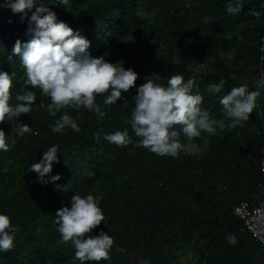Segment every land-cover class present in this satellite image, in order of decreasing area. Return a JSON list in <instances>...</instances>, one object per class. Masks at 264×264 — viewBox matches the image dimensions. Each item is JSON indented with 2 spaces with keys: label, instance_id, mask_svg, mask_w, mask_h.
<instances>
[{
  "label": "trees",
  "instance_id": "trees-1",
  "mask_svg": "<svg viewBox=\"0 0 264 264\" xmlns=\"http://www.w3.org/2000/svg\"><path fill=\"white\" fill-rule=\"evenodd\" d=\"M235 2L69 0L65 6L43 0L58 22L90 42L87 51L93 58L123 61L126 70L138 73L136 88L154 73L165 86L173 74L185 82L194 79L193 93L203 96L202 107L216 119H224L223 95L242 84L255 91V81L264 76V0H242V10L229 14L227 5ZM4 4L0 0V71L15 73L14 106L26 76L13 48L17 40L23 44L32 38V12L22 19V13ZM221 80L222 91L210 92L209 86ZM136 88L111 106L97 96L107 113L102 120L85 108L62 110L81 129L66 128L62 134L51 130L61 113L49 116L50 99L38 88L25 89L37 99L33 111L17 123L33 132L21 137L13 124H0L10 145L9 151H0V214L8 215L16 229L14 248L0 252V264H79L55 223L57 210L70 208L74 194H92L106 217L91 233L103 231L114 239L110 260L100 264H264V248L232 210L241 201L264 199V89L259 108L242 127L218 130L215 136L202 133L192 141L203 149L202 156L181 153L176 159L134 146L129 120ZM125 128L133 145L116 147L104 140L105 134ZM179 139L188 143L182 134ZM53 145L59 163L53 162L42 183L29 169ZM55 175L61 178L52 182ZM229 234L236 236V245L228 243Z\"/></svg>",
  "mask_w": 264,
  "mask_h": 264
},
{
  "label": "clouds",
  "instance_id": "clouds-1",
  "mask_svg": "<svg viewBox=\"0 0 264 264\" xmlns=\"http://www.w3.org/2000/svg\"><path fill=\"white\" fill-rule=\"evenodd\" d=\"M59 3L67 6L69 0H59ZM4 6L13 13H22V19L32 12L28 29L32 38L23 44L17 40L13 48V54L21 57L26 76L21 93L15 96L17 103L14 106L11 100L15 73L0 71V124H13V131L17 135L22 137L33 132L28 124L17 123L22 114L33 111L37 99L34 91L25 90L29 86L38 88L43 96L50 99L51 102L47 104L49 116L56 117L58 112L61 113L54 125L50 126L58 134H62L66 128L81 131L68 112L62 110L85 108L102 120L107 113L96 102L97 96H104L103 104L111 106L124 99L122 93L136 88L138 73L132 69L126 70L123 61L109 63L104 57L93 58L87 51L90 42L66 23L58 22L56 13L43 0H5ZM242 6V0H236L235 4L229 3L226 10L229 14H238ZM145 80L136 88L137 94L133 97L135 106L129 120L136 137L134 146L147 149L159 157L176 159L181 153L202 156L203 149L192 142L202 133L215 136L218 130L242 127L249 121L250 114L259 108L260 89H264V76L255 81V91H249L246 84L233 87L219 100L224 119H216L202 107L203 96L198 92L193 93L196 85L194 79L185 82L182 75L173 74L165 86L158 82L159 74L154 73L151 77L146 76ZM224 84L225 81L221 80L218 84L210 85L209 90L220 93ZM44 107L41 102L40 108ZM225 121L230 122L226 124ZM181 134L188 143L181 142ZM99 138V135L95 137L97 140ZM104 140L116 147L134 144L127 128L105 134ZM9 149L7 135L0 129V151L7 152ZM57 153L58 146L53 145L44 152L39 163L31 164L29 171L37 173L42 183L46 182L44 177L52 172L53 162L59 163ZM60 178L55 175L51 181ZM55 216L61 241L74 247L75 259L79 264H100L101 261L110 260L114 239L103 231L98 236L91 235L106 219L92 194H74L71 207H62ZM15 231L10 217L0 214V252L13 250ZM226 238L231 245L238 242L235 235L229 234ZM116 250L124 251L119 247Z\"/></svg>",
  "mask_w": 264,
  "mask_h": 264
},
{
  "label": "built area",
  "instance_id": "built-area-1",
  "mask_svg": "<svg viewBox=\"0 0 264 264\" xmlns=\"http://www.w3.org/2000/svg\"><path fill=\"white\" fill-rule=\"evenodd\" d=\"M264 48V36L261 38V49ZM264 171V163H262ZM233 214L241 220L243 226L264 248V199L261 202L241 201L232 207Z\"/></svg>",
  "mask_w": 264,
  "mask_h": 264
},
{
  "label": "rangeland",
  "instance_id": "rangeland-1",
  "mask_svg": "<svg viewBox=\"0 0 264 264\" xmlns=\"http://www.w3.org/2000/svg\"><path fill=\"white\" fill-rule=\"evenodd\" d=\"M187 257H190V256H187ZM182 259H183V260H185V258H184V257H182Z\"/></svg>",
  "mask_w": 264,
  "mask_h": 264
}]
</instances>
